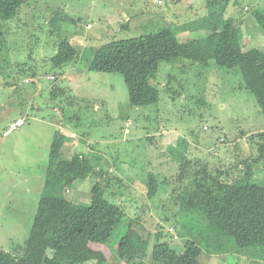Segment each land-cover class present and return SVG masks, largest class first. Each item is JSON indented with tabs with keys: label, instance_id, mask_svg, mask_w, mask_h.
Instances as JSON below:
<instances>
[{
	"label": "rangeland",
	"instance_id": "1",
	"mask_svg": "<svg viewBox=\"0 0 264 264\" xmlns=\"http://www.w3.org/2000/svg\"><path fill=\"white\" fill-rule=\"evenodd\" d=\"M218 6L209 8L206 0H29L17 18L3 22L7 43L0 48V250L13 253L24 247L43 193L52 143L64 129L68 136L76 134L74 146L92 147L98 169L108 171L110 178L123 177L124 186L111 181L106 198L125 206L129 219L139 221L134 228L150 240L148 256L121 253L127 221L107 246L92 245L103 252L106 264H155L150 253L159 232L178 253L188 240L200 241V264H264V248L242 249L227 236L215 240L194 215L179 214L165 192L167 186L162 190L161 185L153 199L146 197L145 182L151 175H158L161 183L176 174V156L180 158L182 149L209 162L212 170L222 168L225 181L244 174L237 162L259 155L262 140L254 136L264 130V117L240 69L219 68L213 62L204 67L183 59L164 62L153 80L160 102L148 107L131 105L123 76L88 70L90 47L113 40L164 28L176 31L183 43L203 39L208 34L204 24ZM262 9L264 0L229 3L225 19L241 27L246 50L264 51V30L253 15ZM67 17L84 22L68 24ZM64 38L78 57L55 68L51 59ZM56 87L66 94L52 95ZM18 118L24 125L5 136ZM170 146L180 147L173 152ZM256 172L252 181L264 183V162ZM98 181L89 165L82 181L71 190L58 186L54 195L87 206ZM65 253H51L57 258L50 257L49 264L65 262Z\"/></svg>",
	"mask_w": 264,
	"mask_h": 264
},
{
	"label": "trees",
	"instance_id": "2",
	"mask_svg": "<svg viewBox=\"0 0 264 264\" xmlns=\"http://www.w3.org/2000/svg\"><path fill=\"white\" fill-rule=\"evenodd\" d=\"M28 1L0 0V48L7 43L3 22L17 18ZM231 1L206 0L209 8L216 4L221 7L218 6L219 10L213 7L211 21L208 19L204 24L208 34L203 39L183 43L176 31L164 28L157 33L113 40L96 48L90 47L92 58L88 70L123 76L131 105L148 107L160 102V91L153 80L164 62L183 59L204 67L213 62L219 68L240 69L245 86L255 97L264 117V51L244 49L241 27L225 19ZM253 15L264 30V9L254 11ZM65 21L76 26L84 22L82 18L71 17ZM128 27L129 24L125 28ZM79 30L83 28L79 27ZM77 57L78 50L69 39L64 38L60 40L51 62L55 68H62ZM51 94L64 96L66 91L56 87ZM254 137L262 140L258 142L259 155L251 161L237 162L238 167H243V175L225 181L223 177L227 172L222 168L212 170L209 162L182 149L180 158L173 157L179 163L176 174L171 179L165 177L162 184L158 175H151L145 182L148 189L146 197L153 199L161 185L162 190L167 186L165 192L179 207V214L194 215L206 224L205 228L215 240L227 236L242 249L264 248V183L252 181L258 164L264 162V130ZM68 142L65 135L57 132L29 237L20 252L0 250V264H49L50 257L57 258V254L51 253L62 252L67 255L66 261L61 264H85L91 261L106 264L103 252L95 250L92 245L107 246L127 221L128 227L120 240L119 251L134 256L149 255L150 240L133 226L139 221L129 219L125 206L106 198L111 181L124 186V180L118 176L110 178L108 171L98 169L99 159L96 155L87 157L73 154L70 157L66 152ZM179 147L170 146L169 149L178 152ZM89 165L93 166L94 175L99 179L91 189L89 205L83 206L54 195L56 187L71 190L77 181H82ZM168 184H172L170 189ZM156 237L150 253L153 263L200 264L199 257L203 252L200 241L188 240L183 252L178 253L171 248L170 241H162V233H157Z\"/></svg>",
	"mask_w": 264,
	"mask_h": 264
},
{
	"label": "built area",
	"instance_id": "3",
	"mask_svg": "<svg viewBox=\"0 0 264 264\" xmlns=\"http://www.w3.org/2000/svg\"><path fill=\"white\" fill-rule=\"evenodd\" d=\"M51 79H54V77L51 78ZM24 123L25 122H24L23 119H17L16 121L11 122L10 125H9V129L5 131L4 135L5 136H9L10 134L14 133L18 128L23 126ZM61 133L63 135H65L66 137H69L70 140H74L77 137L76 134H74V133H69V136H68V134L66 133V131L64 129H61ZM170 233L174 236V240L175 241L179 240V237L177 235H175V232H174L173 228L170 229Z\"/></svg>",
	"mask_w": 264,
	"mask_h": 264
},
{
	"label": "crops",
	"instance_id": "4",
	"mask_svg": "<svg viewBox=\"0 0 264 264\" xmlns=\"http://www.w3.org/2000/svg\"><path fill=\"white\" fill-rule=\"evenodd\" d=\"M18 119H20V118H18ZM82 142H83V140H82ZM74 143H75V140H69V142H68L69 145L67 146V149L68 150L66 151V152H68L67 154L70 153V150H71V154L72 155L73 154H82V155H85L87 157H90L91 155H93L94 153H96L88 143L85 144L87 146V149L84 146H74L73 145ZM88 146L91 147V148H88ZM87 150L90 151V153H88ZM86 153H88V154H86ZM68 158H70V157H68ZM113 170H114V168H113ZM120 178L123 179V177H120Z\"/></svg>",
	"mask_w": 264,
	"mask_h": 264
}]
</instances>
